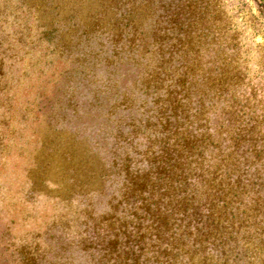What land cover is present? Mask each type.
<instances>
[{"label": "trees", "instance_id": "1", "mask_svg": "<svg viewBox=\"0 0 264 264\" xmlns=\"http://www.w3.org/2000/svg\"><path fill=\"white\" fill-rule=\"evenodd\" d=\"M53 1L61 8L75 5L40 3ZM117 4L80 0L78 41L94 38L100 47L105 33L118 41ZM152 33L153 42L134 37L126 51L144 65L138 78L153 106L142 103L138 117L133 101L114 93L94 136L87 127L82 136L58 129V141L46 147L58 168L49 162L33 181L36 187L53 185L51 198L60 203L85 205L65 221L80 228L67 238L75 241L59 244V252L53 234L45 247L23 251L20 264H76L69 253L74 243L88 264H264V135L256 136L252 120L240 118L220 57L182 41L179 35L190 31L175 21L164 29L155 24ZM101 53H92L93 66ZM83 80L91 92L84 97L104 109L118 85L97 79L91 90L89 74ZM100 196L107 197L103 212L93 202ZM56 231L58 240H66V228Z\"/></svg>", "mask_w": 264, "mask_h": 264}, {"label": "rangeland", "instance_id": "2", "mask_svg": "<svg viewBox=\"0 0 264 264\" xmlns=\"http://www.w3.org/2000/svg\"><path fill=\"white\" fill-rule=\"evenodd\" d=\"M67 1H75L73 8L58 7L56 1L42 5L40 0H0V264H20L23 251L37 244L45 247L53 234L55 253L61 242L76 240L67 238L80 224L72 221L67 226L65 221L85 205L79 200L71 206L60 203L51 198L53 185L36 187L33 180L51 161L58 168L46 149L58 141V129L64 136L74 131L82 136L87 127L94 136L114 93L131 99L132 113L138 117L142 103L153 106L146 103L138 78L144 65L126 50L134 37L153 42L155 24L164 29L175 21L190 31L179 35L182 41L189 40L208 57L221 58L226 89L237 94L240 118L243 123L252 120L256 136L264 135V0H117L113 28L118 41L105 33L100 47L94 38L78 41L84 19L76 11L80 0H62ZM100 48L103 57L93 66L92 53L99 54ZM86 74L92 78L91 90L97 79L107 84L112 78L118 85L104 109L94 108L95 99L88 98ZM93 202L98 212L107 209V197ZM63 228L66 240L60 241L56 230ZM69 253L76 264L89 263L75 243Z\"/></svg>", "mask_w": 264, "mask_h": 264}]
</instances>
